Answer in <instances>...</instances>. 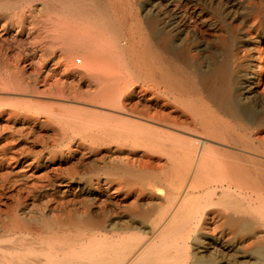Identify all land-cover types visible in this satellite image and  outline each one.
<instances>
[{
  "label": "rangeland",
  "instance_id": "rangeland-1",
  "mask_svg": "<svg viewBox=\"0 0 264 264\" xmlns=\"http://www.w3.org/2000/svg\"><path fill=\"white\" fill-rule=\"evenodd\" d=\"M171 2L184 7L179 26L184 43L198 49L193 62L211 66L223 53L218 34L230 29L234 48L250 44L236 62L239 71L253 66L260 93L259 102L241 105L252 111L246 117L185 95L196 102L182 109L188 124L169 134L187 142L190 155L200 142L209 148L196 172L184 142L172 150L164 129L146 118L163 98L144 16L159 17L162 0H72L64 15L50 14L61 0H0V264L45 259L46 252L96 264L104 235L126 261L155 246L156 261L139 264H175L181 254L186 264H264V36L251 38L255 23L264 26V0ZM57 23L67 28L62 41L48 38L59 34L51 31ZM112 41L124 49L125 64L106 55ZM76 43L81 49L68 55ZM89 43L105 52L97 73L82 56ZM168 197L186 199L188 223L177 225L164 251L156 224ZM203 213L211 220L202 221ZM100 219L101 236L94 229ZM164 252L173 261H161Z\"/></svg>",
  "mask_w": 264,
  "mask_h": 264
},
{
  "label": "bare ground",
  "instance_id": "bare-ground-1",
  "mask_svg": "<svg viewBox=\"0 0 264 264\" xmlns=\"http://www.w3.org/2000/svg\"><path fill=\"white\" fill-rule=\"evenodd\" d=\"M71 1L72 0H61V3L58 6V8H55V7L50 8V14H53V15H55V14H60V15L66 14L68 4ZM162 3H164V4H161V3L159 4L160 5L159 17L157 16L154 18V16H152L153 14L144 16V23L146 24V29L149 33L150 39L153 42V44H150L146 47L148 50L151 48H154L158 53L157 54V61L159 63L158 79H159V83L161 85V91H160L161 97L163 98L162 105H159L160 106L159 112L156 113L155 115L154 114L153 115H146V118L149 120H152V121L155 120L158 123V125L160 126V128L164 129V132H163L164 136L166 137L167 140H169V143H172V145H167V146H170L171 149L174 150L175 148H178L177 145H179V143L181 141L184 142V140L180 139L176 135H171L169 133H170V131H176L177 132V130L181 126H187V124H188L187 119H185L184 112L182 111V109H184V108L189 109L190 107L194 108V105H192V104L196 103V102H193V103L188 104L185 102L184 98L186 97L185 95H187L188 93L189 94L192 93L193 95L194 94L197 95L198 97H200V101L202 103H204V104L211 103L217 110H219L225 114H228L232 117H240V116L246 117L248 114L250 116V113L252 112L250 110V108L242 109L241 105L246 106V105H250L251 103H254V102L255 103L259 102L260 101V93H258L255 90V86H256V84L258 85V83L255 82L254 74L251 72V70L249 71V69L253 70V66H251L249 64V65L244 66L246 68L245 70H243V71L238 70L241 66V63L236 62L238 59L237 58L238 53H241V56H242L245 49L252 50V48H247L250 44L245 43V41H247L246 39L243 41L245 43L244 49L234 48L233 45L231 44L232 38L234 37L233 30H231V29L227 30V32H226L227 36L224 35L222 32V33L218 34V40L223 47L222 55L218 56V57L215 56L217 58L215 59V62H213V64H211V66H206L207 64L202 65V62H201L202 58H200V60H198V62H193L194 57H193V54L191 53V51L195 52V51H198V49L197 48H195V49L191 48L192 50H190V48L184 43L183 40H184V38H186L185 37L186 33L179 26V16H178L177 10L182 9V8L184 9V7L178 6L177 4L172 3L171 0H162ZM103 12H104V10L100 8V13H103ZM144 15H146V14H144ZM224 15H226V12H224ZM192 17H194V15ZM186 18L188 19V17H186ZM197 21H199V20H197ZM180 22H182V19ZM185 22H187V21H185ZM255 24H258V26L255 27L254 36L251 37L252 33H248L249 37L253 38V40H257V38L258 39L263 38V36H264V26L261 25V23H255ZM259 28H260V30H258ZM57 29L58 30L60 29L61 32L59 31L58 35L55 34V35H52V37H48V38H50V39L52 38L53 41L58 38L59 40L62 41L63 37L67 34V28L64 26V29H63V27L62 26L59 27V24L57 23L56 26H52L51 31L56 33ZM199 32H200L199 34L201 36H203V34H204L203 31L199 30ZM112 43L113 44L110 43L111 46L108 44L109 48L107 50H105V52L107 51V53H108V54L106 53V55H113V56L116 55L115 57H116L117 61L118 62L121 61L125 64L124 60H122V59H124V55H125L124 49L122 48V46L120 44L114 43L113 41H112ZM149 43H150V41H149ZM64 44H65V42H64ZM90 46H91V48H86L84 50V52H82L83 53L82 56H83L84 61L86 62L87 66H88L89 71L97 73V72H100L99 65H100V62L103 60V54L105 52L103 53V51L101 52V51L95 50L91 44H90ZM81 47H82V45L80 43H76L75 50L71 49L69 51L68 55H72L74 53V51L80 50ZM107 67H108V65H107ZM184 69H187V71L185 72ZM180 78H184L183 79L184 81H182L183 83L181 82ZM121 90H125V89H121ZM122 92H124V91H122ZM117 94H120V93L118 92ZM117 96H120V95H117ZM106 98H107V96H106ZM118 101H119V98H118ZM116 104H117V102H116ZM157 109H158V107H157ZM114 112H116V111H114ZM126 116H127V114H126ZM130 117H132L131 114H130ZM139 120H141V119H139ZM146 122H148V121H146ZM158 125H157V127H158ZM190 131L192 132V130H190ZM175 134H177V133H175ZM194 140H192V141H194ZM197 141L198 140H195L194 143L196 142V144H197L199 142V141L198 142ZM229 141H230V139H229ZM184 144H185V149L183 152L184 156L189 159L190 166L192 168V172H196L200 165H202L208 159H210V158H208L209 157L208 153L210 152V150H209V148H206L200 142V145H199V143L197 144L199 146H194V148H193L195 150V153L193 155L191 153V155H190V146L187 144V142H184ZM231 144H233V143H231ZM235 154L237 155V153H235ZM232 174H233V172H232ZM224 190L229 191V186L224 187ZM180 197H181V195H180ZM184 197L182 199V202L185 199ZM167 200L166 201L168 202L167 203L168 207L162 213L160 219H158L159 220L158 223L156 224V225H158V224H160V222H162L160 227H162V226L163 227L160 228L159 232H158V237H160L158 245H160V246L166 245L164 247V251H165V249H168L171 246L167 242V240L174 238V237H172V234H171L172 231L177 230L179 226L181 227V226H184L185 224L188 223V221L186 220V218L184 216V212H181V205L183 203L181 202L179 204V201H177L176 197H172V198L168 197ZM210 205H212V204H210ZM236 207H237V205H236ZM203 214L204 215L199 214L202 221H208L209 219L211 220L212 213H203ZM94 215L95 214H93V216ZM200 218H199V220H200ZM95 223L96 224H95L94 229H95L96 235L100 234V236H101L102 233H104L106 231L105 227L102 223V219L98 220V222H95ZM133 225H134V223H133ZM177 225H179V226L177 227ZM158 228H157V230H158ZM28 231H26V232L29 233ZM105 237H106L105 235L101 236V237L98 236L99 241L98 240L97 241L99 243V247L95 252L96 264H139V263H142L143 260H145V259L149 260L150 262L156 261V259L152 255V253H153L152 248L155 246H153L152 248L149 247L147 249H142V250H141V248H140V250L138 249V244L131 247L130 251L127 253V256L129 255L130 252H133L132 250H134L136 248L138 249V250H136L137 251L136 253H138V254L136 255V253H135L134 256L135 255L136 256L133 259L131 258L132 260L128 259L126 261V253H124V252L118 253L116 251L115 247H113L111 245L107 246V243H105V241H106ZM117 237H119V236H117ZM164 242H166V244ZM162 251H163V249H162ZM165 253L166 252H164V254H163L164 256H162L161 257L162 259H160V260L164 261V263L169 261V260L173 261L170 258V256H168V253H166V254ZM175 254H178V252L176 251ZM44 257H45V259H40L37 257L36 260H31L30 262L28 261V262H25L24 264H81V263H78L77 261H75L71 258H69L67 260L53 259L52 258L53 255L51 253H48V252L44 253ZM173 262L175 264H186V258L181 254Z\"/></svg>",
  "mask_w": 264,
  "mask_h": 264
}]
</instances>
